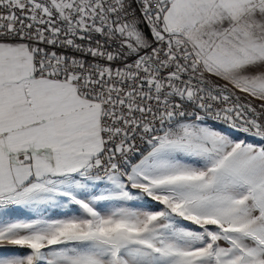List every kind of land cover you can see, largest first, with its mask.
Here are the masks:
<instances>
[{"label": "snow or ice", "instance_id": "6c2138e0", "mask_svg": "<svg viewBox=\"0 0 264 264\" xmlns=\"http://www.w3.org/2000/svg\"><path fill=\"white\" fill-rule=\"evenodd\" d=\"M0 264H264V0H0Z\"/></svg>", "mask_w": 264, "mask_h": 264}]
</instances>
